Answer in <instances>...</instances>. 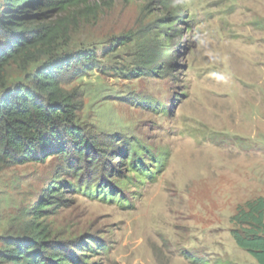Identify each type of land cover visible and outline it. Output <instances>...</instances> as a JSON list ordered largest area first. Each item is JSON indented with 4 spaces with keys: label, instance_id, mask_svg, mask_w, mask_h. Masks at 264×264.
Listing matches in <instances>:
<instances>
[{
    "label": "rangeland",
    "instance_id": "obj_1",
    "mask_svg": "<svg viewBox=\"0 0 264 264\" xmlns=\"http://www.w3.org/2000/svg\"><path fill=\"white\" fill-rule=\"evenodd\" d=\"M94 2L62 52L93 50L98 67L63 87L107 152L95 167L58 153L0 165V246L57 181L59 203L34 221L70 264H258L230 231L264 198V0ZM163 33L167 64L138 74L141 44Z\"/></svg>",
    "mask_w": 264,
    "mask_h": 264
},
{
    "label": "trees",
    "instance_id": "obj_2",
    "mask_svg": "<svg viewBox=\"0 0 264 264\" xmlns=\"http://www.w3.org/2000/svg\"><path fill=\"white\" fill-rule=\"evenodd\" d=\"M99 11L100 6L90 0H0V165L42 161L46 154L58 153L65 158L73 154L78 163L95 167L105 156L101 143L79 124L82 101L63 87L98 67L93 50L71 55L62 50L70 41L76 18L95 19ZM162 36L166 42L156 39L154 44L148 45L146 40L141 44L138 74L162 72L171 57L169 35ZM32 64L37 65L29 71ZM10 66L24 72L22 81L9 82ZM127 159L136 166L133 153ZM57 186L54 181L46 196L37 201L33 221L24 226L22 235L3 239L0 264L72 262L61 250L50 247L48 231L34 221L59 203L54 199L62 195L64 187ZM98 190L102 195L113 194L111 189ZM231 222L237 246L264 264V198L238 207Z\"/></svg>",
    "mask_w": 264,
    "mask_h": 264
}]
</instances>
